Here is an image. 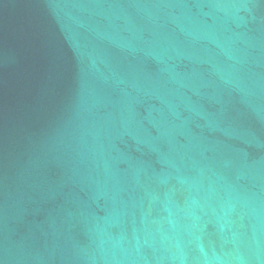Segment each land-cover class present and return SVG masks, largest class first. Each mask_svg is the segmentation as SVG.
<instances>
[{
  "label": "water",
  "instance_id": "95a60500",
  "mask_svg": "<svg viewBox=\"0 0 264 264\" xmlns=\"http://www.w3.org/2000/svg\"><path fill=\"white\" fill-rule=\"evenodd\" d=\"M0 264H264V0H0Z\"/></svg>",
  "mask_w": 264,
  "mask_h": 264
}]
</instances>
